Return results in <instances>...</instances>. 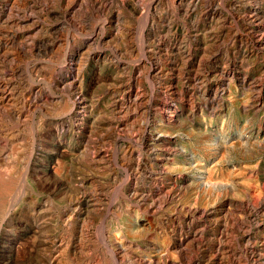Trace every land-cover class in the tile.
Here are the masks:
<instances>
[{
  "label": "rangeland",
  "instance_id": "obj_1",
  "mask_svg": "<svg viewBox=\"0 0 264 264\" xmlns=\"http://www.w3.org/2000/svg\"><path fill=\"white\" fill-rule=\"evenodd\" d=\"M0 82V180L17 181L0 213V264H128L101 228L124 195L165 209L160 180L127 179L120 153L147 168L136 131L156 113L224 121L234 144L232 131L258 132L244 202L207 189L193 224L171 234L178 264H264V0H0Z\"/></svg>",
  "mask_w": 264,
  "mask_h": 264
},
{
  "label": "bare ground",
  "instance_id": "obj_2",
  "mask_svg": "<svg viewBox=\"0 0 264 264\" xmlns=\"http://www.w3.org/2000/svg\"><path fill=\"white\" fill-rule=\"evenodd\" d=\"M3 94V90L0 91L1 100L4 99ZM32 95L33 91H30L25 97L26 112L30 109ZM183 111H186L184 107ZM154 115L155 126L154 124L150 126V123H147L144 118V125L136 131L142 138L140 146L148 158L147 168L144 166L145 162L143 164L130 162L132 158L128 155V149L120 153L124 156L123 160L127 165L126 169L123 168L126 171L127 179L130 176L136 177L143 173L146 178L152 179L157 185L160 180L161 186L166 189L165 209L154 208V202L148 198L137 201L134 193L130 196L124 195L121 201L119 199L122 208L115 211L116 213L114 212L113 216L109 218V229H107L108 224L105 226L107 227L106 231L103 227L101 228L113 246L111 253L115 256L118 255L122 262L129 261L128 264H178L183 251L179 248L176 237L172 236L171 230L182 227L186 222L193 224L198 194L204 193L207 189L215 192L221 191L224 198L219 202L222 204L231 205L228 200L231 196L240 198L244 202L243 198L250 190L249 179L257 173L259 168L260 144L258 142L261 137H258V132H253L250 128L247 131H232L234 136L237 135L235 138L239 145L230 141L227 130L222 127L224 121H220L219 126L216 123L215 126H212L203 119V116L193 122V113H156ZM241 115L245 114L241 113ZM241 115L237 116L240 120ZM79 120L83 122V120ZM244 120L247 123L248 118L245 116ZM118 124L111 123L116 129ZM82 127L89 137L93 136L92 128L89 129L86 125L80 124V130ZM250 138L255 141L253 148L241 150V145ZM132 143L137 145L139 139H132ZM232 150L237 151L238 158L230 154ZM13 151L15 150L13 149ZM94 164L100 166L97 161H94ZM13 168L10 165L8 167L11 171ZM53 174L59 175L56 168H54ZM171 181L175 184H173L175 188L168 186ZM16 185L15 178L0 180V213L1 211L3 213L6 199L15 191ZM123 189H119V195L123 194ZM214 195L210 196L217 197ZM211 199V201L205 202L206 205L203 204L208 208L205 210L208 211L200 215L202 218H206L213 210L212 206L218 201L214 198ZM167 230L171 235L170 240L164 238V233ZM189 233L192 231L189 230L185 235ZM184 236L180 238H185ZM131 248H133L132 256L127 258L129 255L127 251ZM95 261L97 264L100 263L98 259ZM65 264H69V262ZM76 264L83 263L77 261ZM84 264L86 263L84 262ZM118 264L122 263L118 262Z\"/></svg>",
  "mask_w": 264,
  "mask_h": 264
}]
</instances>
